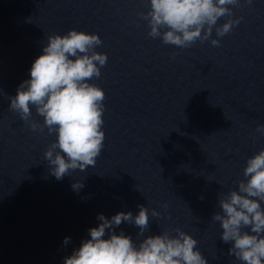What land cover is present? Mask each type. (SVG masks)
Instances as JSON below:
<instances>
[{
    "label": "clouds",
    "instance_id": "clouds-1",
    "mask_svg": "<svg viewBox=\"0 0 264 264\" xmlns=\"http://www.w3.org/2000/svg\"><path fill=\"white\" fill-rule=\"evenodd\" d=\"M246 2L251 4L252 0ZM148 6L147 12L138 14L147 21L148 35L178 48L209 40L213 29L217 37H223L241 19H232V8L240 7V0H148ZM223 17L228 19L217 26ZM210 42L213 46L220 44L218 39ZM101 45L98 34L75 29L48 36L42 54L31 66L30 79L9 98L10 109L18 112L33 131L46 128L49 134H55L44 158L57 180L70 175V171L94 167L104 146L105 93L90 83L100 77V69L107 63V54L95 50ZM33 107L43 118L42 125L31 121ZM257 131L264 132V125H258ZM243 175L246 180L238 182V190L219 199L221 212L214 213L212 219L220 223L222 241L231 243L230 255L242 264H264V149L247 159ZM80 187V183L73 184L75 190ZM152 215L159 213L153 210ZM97 219L101 221L99 226L89 229L90 238L83 240L64 264H207L196 247L197 240L179 228L175 235L163 231L138 244L123 231L117 234L115 227L127 222L140 229L138 236L144 235L149 215L143 205L135 216L118 212L111 219L103 214ZM69 239L66 237L64 243Z\"/></svg>",
    "mask_w": 264,
    "mask_h": 264
}]
</instances>
